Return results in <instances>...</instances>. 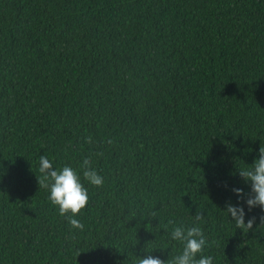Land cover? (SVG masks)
Returning <instances> with one entry per match:
<instances>
[{"label": "trees", "instance_id": "trees-1", "mask_svg": "<svg viewBox=\"0 0 264 264\" xmlns=\"http://www.w3.org/2000/svg\"><path fill=\"white\" fill-rule=\"evenodd\" d=\"M260 147L264 0H0V264L170 259L200 215L214 264H264V212L240 229L224 210ZM41 155L81 173L82 230Z\"/></svg>", "mask_w": 264, "mask_h": 264}, {"label": "clouds", "instance_id": "clouds-1", "mask_svg": "<svg viewBox=\"0 0 264 264\" xmlns=\"http://www.w3.org/2000/svg\"><path fill=\"white\" fill-rule=\"evenodd\" d=\"M80 169L88 184L95 187L104 184V177L93 167L90 159H84ZM39 173L38 184L48 190L49 201L58 208L61 216L67 217L72 228L82 230L84 225L76 217L86 208L89 198L87 188L81 181V173L68 165L57 169L45 155L39 157ZM238 174L250 190L245 193L243 188H232L231 191L237 197V201L236 203L228 201L224 210L237 228L253 229L257 222L256 217H249L248 213L253 209L264 212V147L259 148L253 164L240 169ZM201 219L202 215L196 216L190 227L180 224L172 228L171 240L182 245V250L178 254L170 259H161L152 254L137 256L136 264H214V257L202 254L207 246V240L203 230L196 224V221ZM260 223L264 225V216L260 218Z\"/></svg>", "mask_w": 264, "mask_h": 264}]
</instances>
